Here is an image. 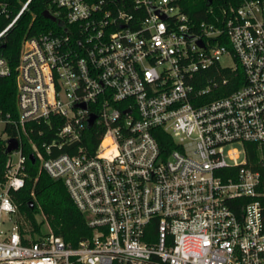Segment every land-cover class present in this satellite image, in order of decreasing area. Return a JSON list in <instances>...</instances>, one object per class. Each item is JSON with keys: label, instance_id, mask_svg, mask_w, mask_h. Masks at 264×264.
Here are the masks:
<instances>
[{"label": "built area", "instance_id": "obj_1", "mask_svg": "<svg viewBox=\"0 0 264 264\" xmlns=\"http://www.w3.org/2000/svg\"><path fill=\"white\" fill-rule=\"evenodd\" d=\"M180 1L50 0L53 27L22 38L0 264H264V0L199 22ZM24 146L84 215L75 246L13 202Z\"/></svg>", "mask_w": 264, "mask_h": 264}, {"label": "trees", "instance_id": "obj_2", "mask_svg": "<svg viewBox=\"0 0 264 264\" xmlns=\"http://www.w3.org/2000/svg\"><path fill=\"white\" fill-rule=\"evenodd\" d=\"M50 0H31L27 11L19 18L15 25L7 32L0 42V56L3 57L10 68L9 75L0 77V118L14 117V100L16 78L14 67L18 59V51L22 38L25 35L36 34L53 27V23L42 17V12L49 9ZM243 0H181L180 5L188 16L196 21L209 20L212 15L221 16L224 11L236 8ZM6 2L13 17L20 5L16 0H0ZM212 13V14H211ZM9 19L0 17V30L8 23ZM238 85L230 82L225 89V94L231 92ZM8 137L12 131L8 126L4 128ZM163 151L170 149V141L166 136L160 138ZM248 162L257 159V152L253 144H246ZM5 140L0 139V178L6 167L8 155L5 153ZM23 154L27 158L26 171L28 178L25 185L17 192L10 194L17 205L19 213L32 225H36L34 216L42 213L48 219L54 234L60 236L64 242L75 246L81 239L90 236L91 231L85 223V217L72 203L66 188L61 180L50 178L44 171L38 169L36 163L29 161L30 150L24 146ZM29 202H32L30 208Z\"/></svg>", "mask_w": 264, "mask_h": 264}, {"label": "water", "instance_id": "obj_3", "mask_svg": "<svg viewBox=\"0 0 264 264\" xmlns=\"http://www.w3.org/2000/svg\"><path fill=\"white\" fill-rule=\"evenodd\" d=\"M42 17L45 18V19H48V20H51V21H54V18H52L49 13L45 10L42 12ZM93 120V118L90 119L89 122H91ZM6 148H5V153L8 154L10 153L11 151L15 150L17 148V143L14 139H8L6 140ZM34 156L32 154L29 155V161L31 163H34ZM29 205H30V208L32 206V202H29Z\"/></svg>", "mask_w": 264, "mask_h": 264}, {"label": "rangeland", "instance_id": "obj_4", "mask_svg": "<svg viewBox=\"0 0 264 264\" xmlns=\"http://www.w3.org/2000/svg\"><path fill=\"white\" fill-rule=\"evenodd\" d=\"M7 137H6V134L4 132V127L2 126V124L0 123V139H3L5 140ZM36 220H41V217L39 215H36Z\"/></svg>", "mask_w": 264, "mask_h": 264}]
</instances>
